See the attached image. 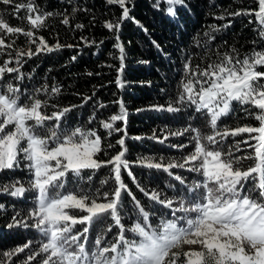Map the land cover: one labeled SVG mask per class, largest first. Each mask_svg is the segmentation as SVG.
Returning <instances> with one entry per match:
<instances>
[{
  "label": "snow or ice",
  "instance_id": "obj_1",
  "mask_svg": "<svg viewBox=\"0 0 264 264\" xmlns=\"http://www.w3.org/2000/svg\"><path fill=\"white\" fill-rule=\"evenodd\" d=\"M0 2L9 4L12 0ZM126 2L130 0H109V3L118 4L123 11L119 20L115 24L106 23V28L119 31L123 20L132 19ZM160 2L157 0L156 6ZM167 3L180 5L183 0H167ZM17 8L26 9L28 13L39 11L32 0L18 4ZM168 14H175L173 7L168 8ZM248 14L246 11L230 13L235 16ZM45 15L52 16L53 13L28 15L26 19L31 29L43 27ZM255 17L260 25L258 35L264 40V0H258ZM62 22L67 24L69 21L65 18ZM0 34V49L12 47L5 44L3 35L22 34L35 43L32 30L11 26L3 17H0ZM115 46L120 49L121 67L118 71H122L124 49L119 43ZM60 47L62 45L58 43L50 47L41 37L35 51L18 50L15 55L17 58L23 55L31 57L41 51L51 52ZM9 63L5 61L0 65V78L5 73L19 72L16 67H9ZM260 67H264V48H253L241 57L239 50L233 47L231 52L218 53L217 59L204 68L184 64L185 80L181 81L182 91L174 103L194 106L195 112L206 116L212 131L202 134L191 126L184 129V132L194 133L191 137L194 150L183 156L182 162L162 163L147 157L139 161L142 166L162 169L169 175H173L172 169L187 168L200 178L187 187L188 193H194L190 203H186L183 195L162 198L155 189L148 191L139 188L149 200L170 209L174 216L177 212L185 213L184 217L172 220L161 217L156 225L151 224L150 214L122 179V170L129 167L123 137L117 141L121 150L115 156L107 161L99 160L96 157L103 149L101 138L95 131L81 127L58 130L46 125L47 121H55L59 125L71 111L70 107L46 114L47 100L32 95L27 97V102H21L19 89L12 84L7 85L0 92V171L19 167L22 159L31 179L28 187L20 181L0 185V193L13 197H21L29 191L35 194L34 205L27 216L18 219L17 213L8 227L34 228L43 238L37 246L38 251H30L23 264H30L40 256L43 257L40 264H264V71L258 70ZM117 84L122 86L119 77ZM41 90L47 91V87L36 89L37 92ZM59 91L55 86L51 88L53 94ZM234 102L241 106L247 117L257 120L259 126L225 127L221 130L218 122L233 111ZM52 107L57 108V105L53 104ZM157 107L159 110L162 106ZM167 110L174 112L179 109L169 104ZM125 115L121 103L120 113L110 117V122H102V127L123 131L113 128V124L123 120ZM242 133L250 134L248 139L254 140L255 144H248V140L236 141L225 151L223 142ZM253 133L255 135H251ZM171 135H183V132H173ZM241 143L252 148L254 154L247 157L235 155L241 150ZM244 159H253L255 163L245 169L242 166ZM106 165L112 166L110 177L114 186L111 191H90L84 186L61 191L66 187L65 178L69 174L83 181L85 177L81 174L85 170L94 173ZM128 174L131 175L130 172ZM174 179L185 185L182 176H174ZM86 180L90 182L92 175H88ZM107 183L108 180L101 181V185ZM249 184L251 187H248ZM125 192L132 197L138 210V219L130 227L122 222L121 204ZM177 201L179 206L173 207ZM190 213H195V216L190 217ZM105 218L110 219L111 223L103 234H98L94 242L91 241V226ZM179 220H183L186 226H178ZM78 224L86 226L77 230ZM113 228L119 231L109 240L106 237ZM128 232L138 239H128ZM31 243L29 241L0 253V257L4 258L0 259V264L24 253ZM184 245H200V250L173 251L182 249Z\"/></svg>",
  "mask_w": 264,
  "mask_h": 264
},
{
  "label": "trees",
  "instance_id": "obj_2",
  "mask_svg": "<svg viewBox=\"0 0 264 264\" xmlns=\"http://www.w3.org/2000/svg\"><path fill=\"white\" fill-rule=\"evenodd\" d=\"M26 2H0V17L11 26L32 30V39L35 40V43H31L22 34L3 35L5 44H11L12 47L0 49V65L10 61L8 66L18 68L19 72L5 73L0 78V92L12 84L19 89L21 102H27V97L32 95L47 100L48 106L44 111L49 115L52 111L70 107L71 111L59 125L55 121H47L46 125L58 130L81 127L95 131L101 138L103 149L96 157L99 160L107 161L115 156L121 150L117 141L123 137L125 159L129 162L128 169L122 170L124 183L150 214L151 224H158L161 217L175 218L173 213L170 214V209L149 200L139 188L148 191L155 189L162 198L183 195L186 203H190L194 193H188L187 187L199 181L198 174L189 172L187 168H175L171 170L173 175H169L162 169L142 166L139 161L147 157L162 163L182 162V157L194 150L191 140L194 133L184 132V129L191 126L202 134L211 133L206 116L195 112L194 106L174 103L182 91L181 81L185 80L184 64L188 63L192 68L197 65L204 68L217 59L218 53L231 52L233 47L239 50L241 57L253 48H264V40L258 35L259 21L255 17L258 0H183L180 5H169L167 0H161L158 6L157 0H130L125 6L132 19L123 20L119 31L105 27L109 22L115 24L123 11L118 4L109 3V0H32L39 9L36 13L17 8L18 4ZM169 7H173L174 15L168 14ZM237 11L249 14L230 15ZM40 12H51L53 15H45L43 27L31 29L26 17ZM65 18L69 21L67 24L62 22ZM41 37L50 47H55L57 43L62 47L51 52L41 51L31 57H16L18 50L35 51ZM117 43L124 49L122 71H118L121 53L115 46ZM258 70L264 71V67ZM118 77L122 86L117 84ZM45 86L47 91H36ZM53 86L60 89L58 94L51 93ZM85 97L90 99L85 100ZM121 103L126 115L123 120L115 121L113 128L123 131L102 127V122H110V117L120 113ZM53 104L57 108H53ZM169 104L179 110L168 111ZM73 105L76 107H71ZM157 106L162 107L158 110ZM218 124L221 130L244 125L259 126V122L247 117L235 102L233 111ZM173 132H183V135H171ZM245 136L247 133L229 137L223 142L224 150L227 151L236 141L242 142ZM250 154H254V150L244 143H241V150L235 152V155L242 157ZM254 163L253 159H244L242 166L246 169ZM24 164L25 161L21 159L19 167L0 171V185L20 181L28 187L31 174ZM111 167L106 165L94 173L85 170L81 174L85 177L83 181L69 174L65 178L66 187L61 191H72L78 186L90 191H111L114 186L110 177ZM88 175H92L90 182L86 180ZM174 176H182L185 185L176 181ZM102 180H108L109 183L101 185ZM34 195L31 191L21 197L0 193V205H3L0 208V253L29 241L32 242L30 248L22 254L27 256L30 251H38L37 246L43 238L36 229L8 227L17 213L18 219L27 216L34 205ZM178 206L177 201L173 207ZM121 212L126 227L138 219L136 204L126 192L122 194ZM109 223L111 221L107 218L95 222L90 229V240L94 242L98 234H103ZM85 226L78 224L76 229L82 230ZM118 231V228H113L106 238L111 240ZM127 238L138 237L128 232ZM178 250L183 251L173 249ZM41 259L42 256L37 257L38 264Z\"/></svg>",
  "mask_w": 264,
  "mask_h": 264
},
{
  "label": "rangeland",
  "instance_id": "obj_3",
  "mask_svg": "<svg viewBox=\"0 0 264 264\" xmlns=\"http://www.w3.org/2000/svg\"><path fill=\"white\" fill-rule=\"evenodd\" d=\"M249 135L250 134L247 133V136L244 137L243 141L244 140H248V144H255L254 140L248 139ZM251 135H255V133H253ZM245 145H246V147H248L247 144H245ZM170 214H172V211H170ZM190 214H191L190 217H194L195 216V213H190ZM184 216H185V213H183V212L175 213V217H184ZM172 219H175V218H171V219H168V220H172ZM177 223H178V226H186L184 224L183 220H179V221H177ZM136 239H138V238H136ZM190 248L194 249V250H200V245H184L182 250L183 251H188ZM9 251H11V250H9ZM25 258H26V256L21 253V254H18L16 257H11L5 264H23V261L25 260ZM30 264H38V261L37 260L32 261V262H30Z\"/></svg>",
  "mask_w": 264,
  "mask_h": 264
}]
</instances>
